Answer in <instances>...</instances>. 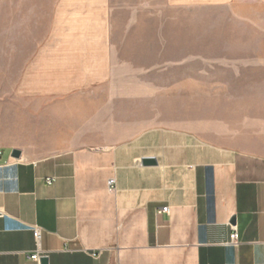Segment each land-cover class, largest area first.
<instances>
[{"label": "crops", "instance_id": "crops-1", "mask_svg": "<svg viewBox=\"0 0 264 264\" xmlns=\"http://www.w3.org/2000/svg\"><path fill=\"white\" fill-rule=\"evenodd\" d=\"M2 1L5 35L16 41L6 47L14 78L0 103V264H264V92L229 93L237 101L226 111L148 112L159 84L172 101L174 78L159 83L158 64L120 56L131 36L144 39L135 33L158 4L171 24L157 29V52L170 53L174 10L264 0ZM199 14L176 15L196 22ZM241 65L264 69V59L230 64ZM201 80H180L183 101L205 100ZM230 224L238 245L228 244ZM38 249L40 260L30 259Z\"/></svg>", "mask_w": 264, "mask_h": 264}, {"label": "rangeland", "instance_id": "rangeland-1", "mask_svg": "<svg viewBox=\"0 0 264 264\" xmlns=\"http://www.w3.org/2000/svg\"><path fill=\"white\" fill-rule=\"evenodd\" d=\"M160 2L161 0H157ZM0 0V103L5 104V96L10 90L11 84H7L14 78L11 75L12 70L8 72L5 68L6 47L12 44L16 38H8L5 35V4ZM154 7V6H153ZM157 11V17L147 18L141 21L139 32L135 35H144L141 38L131 36L129 41L120 47V56L125 57L127 61H131L135 66L141 67L148 64H158V68L153 70L159 83H164L167 75L174 78V92L172 101H167L166 85L159 84L154 89L156 98H152L143 106L148 112H182V106L190 105V111L194 112L201 104V111H212L213 106L222 107L223 111L229 110L237 100L228 99L229 93H254L261 94L264 92V84L258 82L261 77H264V69L257 66L241 68L231 67V61H245L253 56L255 60L264 59V4L245 5L238 4L234 7H219L207 6L199 10H174L175 21L173 28H169L168 32L173 36L172 51L165 52L160 50V38L157 29L165 28V25L170 26L171 22L162 17L163 14L169 13L163 4H158L152 9ZM182 12H197L200 13L202 21H190L187 18L181 19ZM126 12L119 14L115 22V41L120 42L124 29L128 21ZM161 15V16H160ZM250 16L257 19L254 24L247 20ZM200 24L199 31L197 26ZM192 24V25H191ZM189 28H185L188 27ZM123 30V31H122ZM133 34V33H132ZM5 35V36H4ZM163 35H166V30H163ZM165 38V37H164ZM139 39V40H138ZM164 40V39H163ZM192 50V51H191ZM167 60L174 61L173 69L168 71L162 66ZM184 62V64H182ZM168 72V74H167ZM187 76L202 78L206 83V98L199 101H183L181 94L180 80ZM241 77L240 81L237 79ZM244 77V78H242ZM246 78H252L255 83H244ZM220 82L219 84H214ZM222 93V98H217L214 94ZM185 97V96H184ZM227 97V98H226ZM261 97H253L258 99ZM237 99V97H233ZM171 101V102H170ZM171 104L172 111L167 109ZM225 113V112H223ZM234 115L237 112H232ZM230 112L227 111L229 116ZM158 119L165 121L164 115H159Z\"/></svg>", "mask_w": 264, "mask_h": 264}, {"label": "built area", "instance_id": "built-area-1", "mask_svg": "<svg viewBox=\"0 0 264 264\" xmlns=\"http://www.w3.org/2000/svg\"><path fill=\"white\" fill-rule=\"evenodd\" d=\"M48 182L52 183L53 180L48 179ZM108 184H109L110 190L116 189V180H115V178H111L109 180ZM168 211H169V207L166 206V207L161 208L159 210V213L168 212ZM230 228H231V232H230V236L228 237L229 238L228 244L238 245L239 242H240V238H238V236H239L238 228H237L236 225H232V224H230ZM41 231H42V228H40L39 226H35L34 230L32 231V233L34 234L35 239L38 242H40V239H41ZM41 253H42L41 250L38 249L36 252L30 254L29 258L32 259V260L39 261L40 260L39 258L41 257Z\"/></svg>", "mask_w": 264, "mask_h": 264}, {"label": "water", "instance_id": "water-1", "mask_svg": "<svg viewBox=\"0 0 264 264\" xmlns=\"http://www.w3.org/2000/svg\"><path fill=\"white\" fill-rule=\"evenodd\" d=\"M19 153H20V151L15 149V150H13L12 154L14 157H19L20 156ZM142 163H143V165H155V164H157L156 159H154V158H144L142 160ZM232 223H235V219L232 220ZM43 263L44 264L47 263V258H43Z\"/></svg>", "mask_w": 264, "mask_h": 264}]
</instances>
